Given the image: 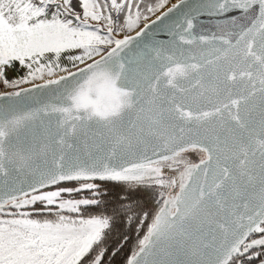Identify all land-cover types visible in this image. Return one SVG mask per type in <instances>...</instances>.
Instances as JSON below:
<instances>
[{"label":"snow or ice","instance_id":"obj_1","mask_svg":"<svg viewBox=\"0 0 264 264\" xmlns=\"http://www.w3.org/2000/svg\"><path fill=\"white\" fill-rule=\"evenodd\" d=\"M0 264H264V0H0Z\"/></svg>","mask_w":264,"mask_h":264}]
</instances>
